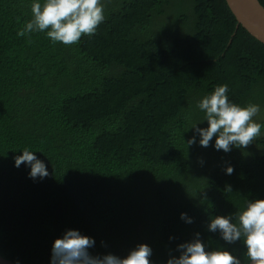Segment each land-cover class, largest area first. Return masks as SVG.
Returning a JSON list of instances; mask_svg holds the SVG:
<instances>
[{
	"label": "trees",
	"instance_id": "16d2710c",
	"mask_svg": "<svg viewBox=\"0 0 264 264\" xmlns=\"http://www.w3.org/2000/svg\"><path fill=\"white\" fill-rule=\"evenodd\" d=\"M103 3L96 34L65 46L17 36L30 0H0V253L14 263L49 264L71 228L95 238L93 254L146 243L163 264L197 231L219 247L207 217L264 198V135L227 154L185 142L202 121L197 100L220 84L234 102L260 104L264 123V45L225 0ZM24 147L45 161L43 181L13 166Z\"/></svg>",
	"mask_w": 264,
	"mask_h": 264
},
{
	"label": "clouds",
	"instance_id": "9594fccd",
	"mask_svg": "<svg viewBox=\"0 0 264 264\" xmlns=\"http://www.w3.org/2000/svg\"><path fill=\"white\" fill-rule=\"evenodd\" d=\"M31 18L18 31L19 37H31L43 33L53 44L65 46L78 43L83 36H93L104 23L103 0H30ZM196 108L203 114L201 122H191L187 139L188 149L193 146L223 151L246 148L261 135L264 123L254 119L261 111V105L248 101L244 105L229 98L227 84L216 85L196 102ZM206 122V127H200ZM214 141V142H213ZM13 157V166L23 165L28 169V178L43 181L49 176L44 160L28 147L19 150ZM201 166L202 158L197 161ZM225 175L234 172L233 166L225 161ZM232 191L231 186H227ZM180 219L186 224L194 223L192 217L182 212ZM206 231L219 237L220 246L213 249L200 232L193 233L188 240L169 248L163 264H242V258L232 247L239 243L244 249L247 264H264V198H248L242 207L224 215L207 217ZM209 239V238H208ZM177 240L169 236V242ZM94 237L83 234L79 229H65L55 238L50 247L49 264H155L153 248L138 243L126 254L113 252L96 253ZM102 247L107 244L101 242ZM0 262L7 264V257L0 253ZM15 264H20L17 259Z\"/></svg>",
	"mask_w": 264,
	"mask_h": 264
},
{
	"label": "water",
	"instance_id": "95a60500",
	"mask_svg": "<svg viewBox=\"0 0 264 264\" xmlns=\"http://www.w3.org/2000/svg\"><path fill=\"white\" fill-rule=\"evenodd\" d=\"M237 27H242L264 45V8L258 0H225ZM3 264V262H0ZM7 264H15L7 260Z\"/></svg>",
	"mask_w": 264,
	"mask_h": 264
}]
</instances>
